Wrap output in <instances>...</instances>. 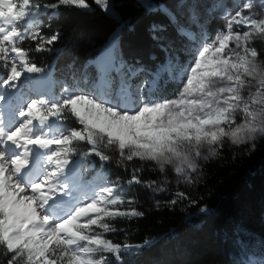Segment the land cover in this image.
Returning <instances> with one entry per match:
<instances>
[{
    "label": "snow or ice",
    "instance_id": "1",
    "mask_svg": "<svg viewBox=\"0 0 264 264\" xmlns=\"http://www.w3.org/2000/svg\"><path fill=\"white\" fill-rule=\"evenodd\" d=\"M92 4L118 30L71 83L47 70L58 94L30 98L25 83L46 71L31 53L53 51L62 35L45 34L42 18H57L62 7L91 11ZM135 7L166 17L152 26L153 39L171 27L186 59L162 46L165 58L155 68L125 60V24L112 0H0V264H126L152 243L108 238L119 230L113 221L146 215L128 195L134 185L150 193L155 210L195 206L191 190L209 161L223 159L226 144L243 153L264 140V49L254 46L264 42V0H176L173 9L137 0ZM213 20L223 24L211 34ZM169 84L177 86L174 98L164 96ZM108 164L126 177L110 179ZM146 165L155 179L142 178Z\"/></svg>",
    "mask_w": 264,
    "mask_h": 264
},
{
    "label": "trees",
    "instance_id": "2",
    "mask_svg": "<svg viewBox=\"0 0 264 264\" xmlns=\"http://www.w3.org/2000/svg\"><path fill=\"white\" fill-rule=\"evenodd\" d=\"M176 0H154L155 3L170 9ZM51 3L53 0H36ZM91 4L92 0H88ZM117 5L116 11L125 26L119 30L120 51L125 60L155 68L164 61L162 46H174L177 37L171 27L167 32L159 33L163 39H153L151 31L154 24H167V19L160 13L146 14L142 8L135 7L137 0H112ZM55 19L42 18L43 32L51 34L59 30L62 35L55 43L53 51L31 53L32 60L38 67L54 69L55 81L71 83L72 73L79 75V70L94 59L109 42L119 24L92 4L91 11L74 7L60 9ZM50 25V27H49ZM216 29H212L214 34ZM25 48L35 47L32 41H25ZM258 49H262L258 47ZM179 53V49L175 48ZM155 58V59H153ZM74 64L69 69L68 65ZM89 72H93L89 68ZM60 87V84H56ZM167 98H174L175 88L168 85L164 92ZM76 126L73 121H66ZM115 159V151L110 152ZM223 159L209 161L204 167V177L198 186L191 190L198 201L195 206L184 203L175 209L155 210L150 193L134 185L129 190V197L135 196L139 210L145 211L143 218L113 221L119 229L108 234L116 243L127 241L142 244L151 240V246L138 254L125 257L126 264H247L249 260L259 261L264 258V147H256L252 152H239L227 144ZM79 159V157H74ZM99 170L97 157H89ZM138 160L131 164L139 165ZM142 173L144 179H155L158 175L147 170ZM106 171L111 172L110 179L116 176L126 177V173L108 164ZM93 173V171H91ZM157 195L155 199H167ZM206 207L207 212H200Z\"/></svg>",
    "mask_w": 264,
    "mask_h": 264
},
{
    "label": "rangeland",
    "instance_id": "3",
    "mask_svg": "<svg viewBox=\"0 0 264 264\" xmlns=\"http://www.w3.org/2000/svg\"><path fill=\"white\" fill-rule=\"evenodd\" d=\"M205 3L211 4L212 0H204ZM175 2L171 4V8L173 9L175 6ZM223 21L222 20H213L209 26L208 30L212 34V29H218L220 26H222ZM174 46L171 47V50L174 54L180 55L181 59H186L185 53L182 51V48L184 47L183 42L176 37L175 41L173 42ZM255 47H261L264 49V42L257 41L254 45ZM175 48L179 49V53L175 52ZM53 79V78H52ZM52 79L49 78L48 74H41V73H34L31 76V79L28 80L25 83L24 92L27 93V95L30 98H35L37 96L42 95H49V94H58L60 92V87H58L56 84L53 85ZM171 87L175 88V93L177 90V86L174 84H170ZM264 147V140L258 141L256 147ZM85 178L91 177L93 173L91 171L84 173Z\"/></svg>",
    "mask_w": 264,
    "mask_h": 264
}]
</instances>
